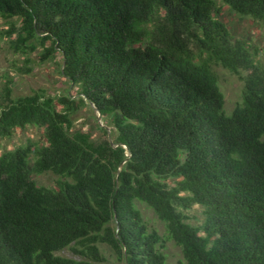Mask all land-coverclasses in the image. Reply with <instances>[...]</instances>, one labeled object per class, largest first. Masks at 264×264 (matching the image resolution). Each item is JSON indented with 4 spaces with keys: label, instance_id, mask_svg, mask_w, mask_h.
Returning <instances> with one entry per match:
<instances>
[{
    "label": "trees",
    "instance_id": "obj_1",
    "mask_svg": "<svg viewBox=\"0 0 264 264\" xmlns=\"http://www.w3.org/2000/svg\"><path fill=\"white\" fill-rule=\"evenodd\" d=\"M222 3L264 24V0ZM220 15L214 0H0L9 48L25 64L58 58L70 85L2 89L0 140L34 127L43 141L0 152V264H105L102 246L168 264L167 241L186 264H264V64ZM215 67L247 72L230 115ZM90 104L114 146L75 128ZM47 173L54 187L35 182Z\"/></svg>",
    "mask_w": 264,
    "mask_h": 264
},
{
    "label": "rangeland",
    "instance_id": "obj_2",
    "mask_svg": "<svg viewBox=\"0 0 264 264\" xmlns=\"http://www.w3.org/2000/svg\"><path fill=\"white\" fill-rule=\"evenodd\" d=\"M214 1L220 8V19L225 22L233 36L237 39L245 40L252 48L257 49L258 55L256 60L264 64V24L254 22L248 18L241 19L230 12L228 7L222 3V0ZM7 28L6 22L0 18V100L2 89L8 79L12 83L13 97L31 95L36 91H44L46 95L54 97L69 91L70 85L68 81L59 73V59L57 58L55 62H40L38 55L33 54L29 57L30 63L25 64L26 57L14 53L9 48L7 38L4 35ZM26 67L29 68V72L25 71ZM214 70L218 76L219 87L224 96V110L227 115H230L235 106L242 100L244 84L242 77L247 72L241 71L240 74H233L221 67H215ZM100 124L105 125L102 119L98 120L97 112H91L87 107L81 108L75 114V128L89 132L94 139L104 138L103 134L98 130V127H101ZM108 128L111 131L112 128ZM105 137L107 138V136ZM28 141L42 142V130L34 127L17 130L12 137L0 140V152L22 146ZM34 180L40 186L54 187L57 177L47 173L35 176ZM138 207L149 226L157 230L162 237L166 238L164 223L145 205L138 204ZM198 212L199 209L195 208L188 215L199 218ZM190 223L196 224V219L190 220ZM102 250L107 259L105 264H123L105 246H102ZM162 251L166 256L168 264H186L180 248L174 242L167 241ZM57 255L76 258L69 249L62 250Z\"/></svg>",
    "mask_w": 264,
    "mask_h": 264
},
{
    "label": "water",
    "instance_id": "obj_3",
    "mask_svg": "<svg viewBox=\"0 0 264 264\" xmlns=\"http://www.w3.org/2000/svg\"><path fill=\"white\" fill-rule=\"evenodd\" d=\"M92 107H93V109L97 112V114H98V120L100 121L102 118H101V115H100V113L97 111V109L92 105V104H90ZM100 126L101 127H103L105 130H106V132H107V136H108V140H109V142H110V145L111 146H114V143L112 142V140H111V137H110V129L107 127V126H105V125H102V124H100ZM127 155H129V154H127Z\"/></svg>",
    "mask_w": 264,
    "mask_h": 264
}]
</instances>
